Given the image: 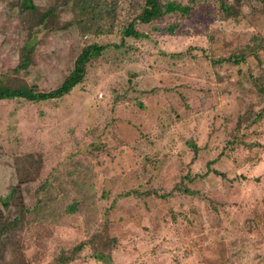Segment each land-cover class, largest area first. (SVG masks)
<instances>
[{"label":"rangeland","instance_id":"374dc122","mask_svg":"<svg viewBox=\"0 0 264 264\" xmlns=\"http://www.w3.org/2000/svg\"><path fill=\"white\" fill-rule=\"evenodd\" d=\"M11 1L0 0V74L17 65L26 33ZM142 1L96 0L115 12L111 32L94 33L85 0L63 14L76 27L36 30L34 67L19 78L40 91L58 85L82 46L106 49L59 100L0 101V198L25 155L41 161L37 181L22 186L32 209L17 230L25 257L61 264L58 254L107 214L111 254L86 246L67 264H264V95L255 86L264 50L245 64L212 62L264 41V3L243 0L227 19L214 0H172L190 11L120 39L116 21ZM130 190L148 195L119 196Z\"/></svg>","mask_w":264,"mask_h":264},{"label":"trees","instance_id":"16d2710c","mask_svg":"<svg viewBox=\"0 0 264 264\" xmlns=\"http://www.w3.org/2000/svg\"><path fill=\"white\" fill-rule=\"evenodd\" d=\"M82 1L55 0L46 8L39 7L34 0H12L10 2L9 6L16 10L15 15L22 29H26V33L20 47L17 65L0 74V101L23 100L30 103H39L59 100L69 94L76 86L83 84L89 63L99 57L106 46L97 43L82 46L58 85L48 91H40L37 89L36 83H29L19 78V76L30 75L31 69L34 67L33 55L38 42V40L34 41L35 31L40 29L44 34H49L76 27L79 23H76L75 18L71 17L66 20L63 18V14L70 13L74 15L76 10L82 8ZM95 1L85 0L88 6V15L91 16L90 18L95 19V23L92 25L94 33L111 32L115 20L114 10L107 6L99 9V5ZM214 1L217 4L219 13L230 19L238 16L243 0ZM245 1L264 3V0ZM190 8L191 6H183L172 0H143L134 15L116 21V33L120 39H141L145 37V33L142 31L144 27L166 15L177 13L186 15ZM106 21L111 22L108 28H104ZM258 50H264V41L258 45H248L243 51L235 52L227 57L212 59V62L219 65L245 64L249 56ZM252 81L256 82V80ZM255 86H257L258 92L264 95V85L256 82ZM238 125H240V122H238ZM19 164L20 166L17 165L16 167V185L10 189L9 195L6 197L7 201L0 198V264H30L23 252V241L18 237L17 230L32 211V209L25 207L23 203L22 186L37 181L41 161L31 155H25ZM44 187L45 185L41 184L38 186L40 190ZM131 195L146 196L148 193L143 194L130 190L119 196L127 197ZM11 206L14 212L12 218L8 212ZM104 216L106 218L102 226L89 238L78 243L71 254H58V260L61 264L69 263L72 260L71 256L78 254L86 246L90 247L96 258L108 257L111 254V251L117 246V240L108 235L109 220L107 214Z\"/></svg>","mask_w":264,"mask_h":264}]
</instances>
